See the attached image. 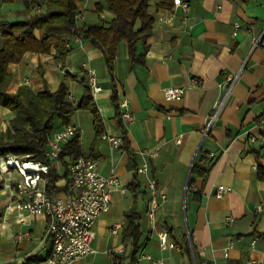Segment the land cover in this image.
<instances>
[{
    "label": "crops",
    "instance_id": "0c3cea01",
    "mask_svg": "<svg viewBox=\"0 0 264 264\" xmlns=\"http://www.w3.org/2000/svg\"><path fill=\"white\" fill-rule=\"evenodd\" d=\"M182 1L187 11L172 0H150L151 33L136 43L138 58L131 60L127 44L121 43L112 72L100 50L76 38L68 42L63 66L54 60L52 48L50 54L26 53L7 67L12 93L22 87L35 94L45 87L54 92L63 83L76 107L86 70H95L102 91L92 99L102 118V135L120 138L113 92L118 104L128 102L133 120H122L126 142L117 149L95 134L90 113L78 110L71 117L81 156L96 160L100 175H115L120 182L110 208L96 221L91 254L74 264H130L132 258L137 264H196L194 250L198 264H264V177H259V166L264 167V0ZM75 4L80 28H107L116 18L104 6L98 10L103 0ZM43 8V3L27 9L22 0H0V23L22 21ZM161 17H170L171 23ZM33 36L39 40L41 32ZM230 77L235 78L230 94L205 132ZM168 87L184 88V93L167 100L163 90ZM13 117L0 106L1 132ZM64 127L54 120L50 136ZM58 156L51 167L59 176L54 197L61 198L68 192L72 158ZM10 160L0 158V169H14L17 176L16 168L5 165ZM143 165L146 171L139 172ZM134 178L137 187L130 188ZM219 185L227 190L217 199ZM14 194L12 185L2 182L0 264L31 259L29 264H44L50 253L46 217L7 210ZM131 210L140 218L136 249L125 236V213ZM160 232H166L172 248L160 249Z\"/></svg>",
    "mask_w": 264,
    "mask_h": 264
},
{
    "label": "trees",
    "instance_id": "16d2710c",
    "mask_svg": "<svg viewBox=\"0 0 264 264\" xmlns=\"http://www.w3.org/2000/svg\"><path fill=\"white\" fill-rule=\"evenodd\" d=\"M22 2L27 9L38 3H43L44 8L22 21L0 23V34L3 39V46L0 49V106L14 112L7 130L0 131V158L4 160L11 158L21 164L46 166L47 174L41 175L48 180L46 184L48 195L53 196L58 192L56 183L59 176L51 167L53 161L47 156V152L48 138L54 120L59 119L66 126L76 111H86L91 114L95 134L99 136L103 132L102 118L90 96L87 83L84 85L80 104L76 107L68 101L67 88L63 83L54 92L45 87L42 92L35 94L30 89L22 87L12 93L9 88L11 77L7 67L11 63L20 62L26 53L50 54L52 48L55 50L54 60L63 66L69 52L67 44L71 38H76L100 50L109 72H112L121 43L127 44L131 60L138 58L136 43L145 40L151 33L152 19L148 15L150 0H103V5L97 6L98 10L104 6L116 16L107 28L78 27L75 20L78 14L75 0H22ZM35 30L41 32L39 40L33 36ZM111 101L122 144L126 142V132L122 125L115 91ZM81 155L80 134L76 131L62 148L58 159L61 160L63 157L74 159ZM259 177H264V167L259 166ZM1 185L2 181L0 187ZM136 187L137 181L134 178L130 188ZM125 218L128 221L125 236L132 240V245L136 249L140 237V225L137 224L140 220L139 215L131 210L125 213ZM194 256L198 264L195 250ZM31 260L24 264H29ZM134 260L132 258L130 264H133Z\"/></svg>",
    "mask_w": 264,
    "mask_h": 264
},
{
    "label": "built area",
    "instance_id": "2783aa9c",
    "mask_svg": "<svg viewBox=\"0 0 264 264\" xmlns=\"http://www.w3.org/2000/svg\"><path fill=\"white\" fill-rule=\"evenodd\" d=\"M174 6L187 11L188 3L182 0H172ZM79 16H76V24ZM166 23H171L170 17H161ZM67 47L69 45L67 44ZM87 85L91 97L102 91L97 84L95 70H86ZM235 78L230 77L228 84L224 88L223 98L214 106L213 114L206 124V131L215 122L216 117L230 94ZM196 84V80L191 81ZM167 100H173L184 93V88L168 87L163 90ZM69 102L73 103V98L67 95ZM128 102L123 100L119 103L121 118L125 122H132L133 118L127 110ZM76 128L67 125L64 129L48 138L47 156L50 159L56 158L61 151V144L66 143L76 132ZM260 135L264 140V119L260 122ZM112 148L120 146L121 138L112 135H102ZM42 172H23L17 169V176L11 175L8 168L4 169L3 183L8 182L15 191L16 200L7 204L6 209L16 210L21 216L22 213L28 215L43 214L47 220L45 238L50 245V253L45 259L44 264H74L83 260L92 252L91 243L94 239V226L98 217L108 211L111 204V195L120 186L119 179L115 175L104 177L97 170L96 160L88 156H79L72 159L68 169V192L64 197H54L48 195L46 191L47 178L41 173L47 174L48 168L41 166ZM146 165L139 170L145 172ZM3 173V172H2ZM0 174V176L2 175ZM149 189L154 190V182L150 181ZM227 188L223 185L217 187L215 198L220 199L225 194ZM153 218V210L150 212ZM119 226L112 230L116 233ZM161 250L172 248L166 232L157 234ZM23 235H18L16 239H21ZM140 258V257H139ZM134 261L133 264H137ZM161 264V263H160Z\"/></svg>",
    "mask_w": 264,
    "mask_h": 264
},
{
    "label": "bare ground",
    "instance_id": "6f19581e",
    "mask_svg": "<svg viewBox=\"0 0 264 264\" xmlns=\"http://www.w3.org/2000/svg\"><path fill=\"white\" fill-rule=\"evenodd\" d=\"M9 165L13 168L21 169L23 172H42L43 169L39 165L33 164V163H22L19 164L16 160H10L8 161Z\"/></svg>",
    "mask_w": 264,
    "mask_h": 264
},
{
    "label": "rangeland",
    "instance_id": "374dc122",
    "mask_svg": "<svg viewBox=\"0 0 264 264\" xmlns=\"http://www.w3.org/2000/svg\"><path fill=\"white\" fill-rule=\"evenodd\" d=\"M12 160H14V159H12ZM16 161H17V160H16ZM17 162H18V161H17ZM5 165L11 167V166L9 165V162H6ZM16 169H17V168H16ZM2 172H3V173H2ZM9 172H11V175H13V176L16 175V174H14V172H15L14 169H9ZM1 173H2L3 176H7L6 174H4V168L0 169V174H1ZM2 175H1V176H2Z\"/></svg>",
    "mask_w": 264,
    "mask_h": 264
}]
</instances>
